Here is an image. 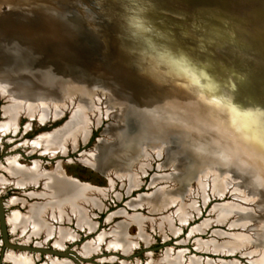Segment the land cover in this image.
<instances>
[{"label":"water","instance_id":"95a60500","mask_svg":"<svg viewBox=\"0 0 264 264\" xmlns=\"http://www.w3.org/2000/svg\"><path fill=\"white\" fill-rule=\"evenodd\" d=\"M133 2L135 10L128 0H0V21L6 23L5 37L0 36V82L29 98L79 101L87 107L84 112L93 101H102L108 114L103 111L96 124L103 114L112 116L105 132L113 141H97L91 152L96 151L100 167L92 169L131 172L150 148L166 154L165 164L175 170L171 177L179 182L205 177L217 185L220 197L229 183L234 186L229 193L246 188L261 213L255 226L237 237L243 244L257 241L264 251V150L159 57L185 56L220 81L223 97L264 115V0ZM66 112L60 127L70 119V109ZM147 157L143 153L138 164H146ZM152 194L154 201H165L172 193L159 189L143 196ZM224 204L236 205L227 208L228 215L241 217L229 226L251 222L250 211L237 209V202L214 208ZM0 225L6 241L1 200Z\"/></svg>","mask_w":264,"mask_h":264},{"label":"rangeland","instance_id":"374dc122","mask_svg":"<svg viewBox=\"0 0 264 264\" xmlns=\"http://www.w3.org/2000/svg\"><path fill=\"white\" fill-rule=\"evenodd\" d=\"M5 28V21H0L1 37H5ZM10 103L13 104L6 94L0 93V200L3 204L6 237L4 241L0 225V264H14L12 256H24L28 258L29 264H167V261L170 264H264L263 246L255 245L258 242L253 239L250 244H243L237 237L247 234L255 226L254 218L257 219L261 213V209L256 210V201L249 197L246 188H241L242 191L234 195L228 192L234 187L229 183L228 189L220 197L214 192L217 185L205 177L190 181L182 179L179 182L171 177L175 170L172 165L165 164L166 154L150 148L143 151L148 154L144 164L146 167L142 166L143 173H138L132 182L126 177H110L113 168L107 169L104 174L85 165L87 163L83 158L93 150L97 141H113L110 133L105 132V127L114 122L112 116L103 114L99 125L93 119L86 142L82 139H77L73 144L65 142L64 150L50 152L37 145V142L42 136L60 129L68 113L56 119L40 121L34 112L46 106L35 103L30 107L26 99L16 98L14 104L17 110L12 113V117L6 112ZM224 103L228 108L232 106L230 102ZM241 110L245 114L238 111L235 115L242 121L250 117L249 127L253 130V133L248 132L243 136H250L251 139V134H262V137L257 134L254 137L264 150V115L243 107ZM143 153L131 167L141 166L138 163ZM11 161L18 167L36 165L41 171H52L54 174L61 171L65 176L92 187L104 188L101 189L104 196H98L101 205L86 206L84 211L91 226L78 223L72 215L62 222L52 221L50 224L57 228L56 232L65 234L60 241L59 233L47 236L43 231L35 230L31 223L14 226L11 223L14 216L18 215L22 219L30 214L32 207L48 199L41 196L44 191L42 183L21 185L14 181L8 171ZM220 180L225 186L227 182ZM234 180L235 183L237 180ZM180 188H184L183 192L172 191ZM159 189L171 191L175 199L171 200L169 195L165 201L162 198L154 201V194L149 198L143 196ZM161 202H164V207H160L163 204ZM224 202H237V209L249 210L251 215L248 219L251 222L245 226L246 219L239 220V225L229 226L231 221L241 217L238 214L222 216L220 212L224 208L236 207L224 204L218 209L214 208L215 204ZM55 212L60 215L63 211ZM179 215L181 218L177 219ZM116 229L119 236L114 239L113 232ZM123 243H128V248L123 249ZM7 244L19 245L20 248H11ZM228 249L229 252L226 251Z\"/></svg>","mask_w":264,"mask_h":264},{"label":"bare ground","instance_id":"6f19581e","mask_svg":"<svg viewBox=\"0 0 264 264\" xmlns=\"http://www.w3.org/2000/svg\"><path fill=\"white\" fill-rule=\"evenodd\" d=\"M133 1L128 0V4L132 6V10H135L134 8H136L138 5H136V3ZM159 57L164 59L168 63L170 68H172L177 74L183 76L189 83H194L197 86L198 90L202 92L204 96H207L208 99H210L216 105V108H219L224 113H228L235 125L241 129L242 135L246 133L248 134V132L253 133V130L251 129V127H249L250 117L242 121L235 115V113H237L238 111H243L241 110V105L238 102L234 101V98L232 96L223 97V92L219 90L220 81L218 79L209 78L208 74L203 68L198 67L194 64L191 65L190 62L187 61L185 56L160 54ZM239 84L244 89L242 81ZM15 87L7 83L0 82V93L6 94V97L13 102V104L10 103V105L6 109V112L10 115L12 113L14 114L17 110V106L14 104L16 98L26 99V102L30 105V107L35 103H38L41 106H46L47 108L43 109V107H40L34 112L40 121L56 119L62 113H64L65 110L70 109V119L60 129H57L48 135L42 136V138H40V140H38L37 142V145L40 144L41 146H43L44 150L50 152H54L58 149H60V151L64 150L65 142H70L71 144H73L77 139L85 140L87 138V134L89 133L88 128L92 124L93 119L98 123L102 111H105L106 109L102 101L98 102L97 100H95L94 106L92 107L93 109L90 108L88 109V111L84 112L83 110L87 107H84L82 103H79V101L76 102L75 100H66L60 103L58 101L53 102L51 100H45L46 97H44L43 95L40 97H35L36 99L29 98L27 97L28 95L23 93V90L16 89ZM56 99L58 98L55 97L54 100ZM224 101L230 102L232 106L228 108ZM242 113H244V111ZM262 133H264V131ZM256 134H251V139L250 136L247 138L251 140V142L256 145V147L260 148V143H258L254 137ZM258 135H260L261 137L263 136L260 133L256 136ZM98 157L99 156H97L96 151L94 150L93 152H89L88 154H86V156L83 158V161L91 167L94 165L100 167V160ZM126 159L128 158H124V160ZM12 163L13 161L9 163L10 167L8 168V171L14 177V181L17 184L21 185H26L28 183H42L44 191L42 192L41 196L47 197L46 199H48L44 203L36 204V206L32 207L30 209V214L23 217L22 219L18 215L14 216L11 219V223H14V226L19 227L26 225V223H28V225L29 223H31V226L34 227L35 230H41L47 236H50L52 234L59 233L58 231L56 232L57 228L50 223H52V221L62 222L68 219V217L71 215L77 218L78 223L85 224L89 227L91 226L88 215L87 213L85 214L84 211L87 209L86 206H99L98 196H104L105 193L103 194V191L99 189L96 190V188H93L87 183L78 181L71 177H67L61 171L58 172V174L47 173L45 171L39 170L38 166L36 165L30 169H20L18 166H14ZM142 165L144 166V163H141V166L132 167L131 172H119L116 170H112L110 177L114 175L118 176L119 178L126 177L132 182V179H135V176H137L138 173H143V168L145 166L142 168ZM141 168L142 171H140ZM109 169L110 168H108V170ZM105 172H107V170ZM65 177L66 179L68 178L71 181L69 182L64 180ZM75 182H79L82 187L80 188L79 186H77ZM172 198L173 197L171 196L170 199L172 200ZM174 199L175 197L173 198V200ZM142 202L144 203L145 201L143 200ZM160 206L164 207L165 205L163 203ZM55 210L58 212H63L59 213L60 215H56ZM220 214H222V216L228 215L229 213L227 211V208H224L220 212ZM176 217L177 219H179L181 218V215ZM117 230L118 229L114 230L113 232L115 234L114 239L118 238L119 236ZM64 237L65 234L58 235L59 241ZM122 246L123 249H125L128 248L129 245L128 243H123ZM229 249L226 251L229 252L230 250H232ZM11 259L14 264H29L28 258H24V256H22V258L21 256H12ZM166 263L170 264L169 261H167ZM176 263L178 264V262Z\"/></svg>","mask_w":264,"mask_h":264}]
</instances>
